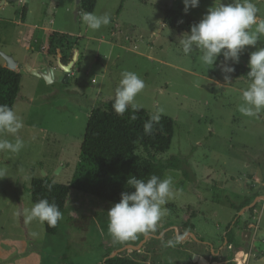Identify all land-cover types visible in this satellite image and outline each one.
<instances>
[{
	"label": "rangeland",
	"instance_id": "obj_1",
	"mask_svg": "<svg viewBox=\"0 0 264 264\" xmlns=\"http://www.w3.org/2000/svg\"><path fill=\"white\" fill-rule=\"evenodd\" d=\"M220 2L224 0H200L185 13L182 0H96L92 13L112 18L97 31L83 23L85 12L76 0L0 5V66H5L1 54L18 64L20 92L13 110L24 121L18 135L25 142L18 154L0 152V167L7 169L0 179V264H102L115 251L140 264H264V211L259 216L257 208L264 202L253 206L254 199L252 211L241 209L246 193L264 196V111L256 117L239 113L241 90L249 81L233 73L225 80L222 56L207 69L199 50L185 55L179 42L183 32L162 25L167 9L199 21ZM252 2L264 19V0ZM22 18L74 34L68 42L79 38L66 53L64 65L72 63L66 82L47 83L32 74L49 61L61 75L63 71L56 64L58 52L50 55L47 47L48 56L43 51L49 38L27 42L29 30L17 24ZM256 47H264V36ZM252 51L246 46L232 66L247 67ZM124 70L145 82L135 99L139 108L151 115L163 109L161 116L174 122L169 150L157 155L159 164L172 160L163 178H174L168 212L157 230L116 241L107 231L111 205L78 191H71L54 236L38 221L26 224L24 209L33 204L27 191L31 179L47 177L62 185L71 181L90 111L112 102ZM0 138L13 140L7 133ZM229 205L239 210L231 211ZM235 218L238 226L229 244L224 237ZM205 243L214 254L220 249L219 255L214 258Z\"/></svg>",
	"mask_w": 264,
	"mask_h": 264
},
{
	"label": "clouds",
	"instance_id": "obj_2",
	"mask_svg": "<svg viewBox=\"0 0 264 264\" xmlns=\"http://www.w3.org/2000/svg\"><path fill=\"white\" fill-rule=\"evenodd\" d=\"M200 0H182L183 11L199 6ZM258 8L252 0H224L209 7L201 19L183 33L179 41L185 55L199 50L200 61L207 69L216 65L218 57L222 56L220 71L224 79H230L235 71L232 64L239 62L240 54L247 47L255 48L249 54L247 62L248 86L241 90L238 111L246 117H256L264 111V47L257 48L261 36H264V19L258 18ZM111 15H97L85 12L83 23L92 31L100 30L111 23ZM253 26H255L253 30ZM231 61V64L229 63ZM145 88V82L132 71L124 70L114 90L112 109L118 116H123L131 108V120H136L135 113L139 106L135 103L137 95ZM163 109H158L143 124L145 135H151L153 125L158 124ZM24 127L23 119L7 104H0V136L7 133L13 140L0 138V152L18 154L24 147V140L18 135ZM6 167H0V179L7 176ZM127 185L131 191L120 194L118 202L111 205L107 211V231L116 241H129L138 234H148L157 230V225L167 214L165 205L173 193L174 178L167 174L164 178L155 174L147 179L130 176ZM51 191L53 185L47 184ZM24 222L38 221L54 228L63 219V213L55 202L40 199L30 208L24 209ZM37 235V233H33ZM168 245H173L169 240Z\"/></svg>",
	"mask_w": 264,
	"mask_h": 264
},
{
	"label": "trees",
	"instance_id": "obj_3",
	"mask_svg": "<svg viewBox=\"0 0 264 264\" xmlns=\"http://www.w3.org/2000/svg\"><path fill=\"white\" fill-rule=\"evenodd\" d=\"M81 9L84 12H93L96 0H81ZM122 5L119 7L120 13ZM165 27L186 33L190 26L198 21L191 16L167 9L163 13ZM70 36L51 33L49 36L48 53L61 55L60 63L66 64V53L74 47V42H68ZM76 52H74V55ZM233 75L236 78L246 76L248 67L234 66ZM21 75L15 71L0 66V104H7L11 108L19 96ZM132 110L129 108L123 116H118L112 109V103H105L91 109L87 121L83 141L80 147L75 173L67 185L57 184L47 177L33 178L27 191L32 203L40 199L55 202L62 213L66 208L71 191H78L86 196L97 198L109 205L119 201L120 194L131 191L127 180L130 176L147 179L155 174L163 178V174L172 168V160L165 165L159 164L157 155L166 153L171 144L174 122L161 116L158 124L153 125L151 135H145L143 124L151 114L139 108L135 113L136 120H131ZM140 150V154H136ZM52 184L51 191L46 187ZM249 202L244 203L246 207ZM231 208H233L231 206ZM239 210V208H234ZM249 211H252L250 209ZM71 221V219H70ZM48 227L43 224L47 235L54 236L59 228ZM238 226L237 220L229 224L224 239L233 243V230ZM102 264H140L124 256L105 257Z\"/></svg>",
	"mask_w": 264,
	"mask_h": 264
},
{
	"label": "crops",
	"instance_id": "obj_4",
	"mask_svg": "<svg viewBox=\"0 0 264 264\" xmlns=\"http://www.w3.org/2000/svg\"><path fill=\"white\" fill-rule=\"evenodd\" d=\"M22 3H23V0H20ZM24 9H26V8H24ZM27 12V11H26ZM26 19H24V18H22L21 19V22H17V24L18 25H20V26H22L23 28H25V29H27V31H28V34L26 35V39H27V42L28 43H34V41H36V42H38V39H43V37L44 38H46V39H48L49 38V36H50V34L51 33H59V34H64V35H68V36H70V37H72V36H75L74 34H69V33H66V32H64V31H58V30H55V29H53L52 28V23H50V25L48 26V27H46V25H43V24H40V25H36V24H29L28 22H26L25 21ZM46 44V43H45ZM48 47V45H45V47H44V52H46L47 53V50H46V48ZM58 52V51H57ZM47 55L49 56V54L47 53ZM57 57H56V64H57V66H58V61L60 62V60H61V55L59 54V52L57 53ZM51 62L49 61L48 63H45L44 65H42L41 67H39V68H37L36 69V71H39V70H42V69H44V68H52V67H50V64ZM1 66H3V65H1ZM3 67H5V66H3ZM18 67V64H17V66H16V68H15V72H17V68ZM53 69V68H52ZM53 72H54V75H56V76H62L61 74H60V71L58 70V69H53ZM18 73V72H17ZM256 180V182L255 183H257V184H259L260 183V181H259V179H255ZM261 185V184H260ZM260 193V192H259ZM252 197V199L251 200H249L248 201V199H250ZM255 199V200H254ZM254 200V203H252V201ZM259 200H261V201H263L264 202V196H263V194L262 193H260V194H256V193H253V194H245V196H244V198H243V200L241 201V202H244V201H246V202H249V204L246 206V207H242L241 209H244V208H249V210L250 209H252L253 210V208H250L251 206H249L251 203L253 204V206L254 205H256L257 203H258V201ZM245 202V203H246ZM251 204V205H252ZM229 207H230V209H231V211L232 210H236V209H234V208H238V206H236V207H233V208H231V206L229 205ZM263 207H264V205H263ZM263 207H257L258 208V211H259V216H261V213L264 211V208ZM254 212L255 213H257V211L256 210H254ZM236 215H238V213L236 214ZM236 219V218H235ZM206 244V243H205ZM208 244V243H207ZM218 252H220V249H218L217 250V252H215V254L214 255H216ZM213 257H215V256H213Z\"/></svg>",
	"mask_w": 264,
	"mask_h": 264
},
{
	"label": "water",
	"instance_id": "obj_5",
	"mask_svg": "<svg viewBox=\"0 0 264 264\" xmlns=\"http://www.w3.org/2000/svg\"><path fill=\"white\" fill-rule=\"evenodd\" d=\"M14 1H17V0H2L0 2V5H4V4L10 3V2H14ZM80 2H81V0H76V4L78 6L80 5ZM74 15L75 16L77 15V11L74 12ZM162 25H163V27H165L164 24H162ZM1 56H2V58L4 60L5 68L14 71L16 66H17V62H15L11 56H6L4 54H1ZM73 60H75V56L73 57ZM71 64H68V65L65 66V65H62L58 61V66L63 71V75L59 76V77L54 75V72H53L52 68H44V69L39 70V71L33 70L32 74L37 76V77H42L44 80H46L47 83L51 82L50 80H56V81H59V82H66V80L68 78V74L70 72ZM241 79L243 80V78H241ZM206 246H208V248H210L212 256H218L219 255L220 252H218L216 255H214V253L212 252V246L210 244H206ZM128 247H131L133 249H137V247H132V246H128ZM117 255H119L118 251H115L112 254H110L108 256V258L117 256ZM193 259L195 260V257ZM262 261L264 262V259ZM199 264H206V262L205 263H199Z\"/></svg>",
	"mask_w": 264,
	"mask_h": 264
},
{
	"label": "flooded vegetation",
	"instance_id": "obj_6",
	"mask_svg": "<svg viewBox=\"0 0 264 264\" xmlns=\"http://www.w3.org/2000/svg\"><path fill=\"white\" fill-rule=\"evenodd\" d=\"M210 249V248H209ZM210 253H211V251H210ZM212 255V254H211ZM215 258V257H214Z\"/></svg>",
	"mask_w": 264,
	"mask_h": 264
},
{
	"label": "built area",
	"instance_id": "obj_7",
	"mask_svg": "<svg viewBox=\"0 0 264 264\" xmlns=\"http://www.w3.org/2000/svg\"><path fill=\"white\" fill-rule=\"evenodd\" d=\"M236 261V260H235Z\"/></svg>",
	"mask_w": 264,
	"mask_h": 264
}]
</instances>
